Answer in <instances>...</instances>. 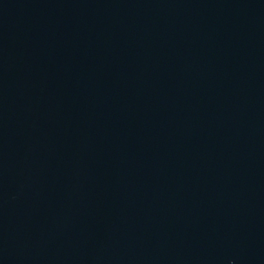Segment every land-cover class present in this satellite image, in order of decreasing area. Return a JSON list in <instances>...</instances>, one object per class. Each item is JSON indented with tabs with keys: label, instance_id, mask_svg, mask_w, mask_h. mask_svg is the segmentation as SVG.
I'll use <instances>...</instances> for the list:
<instances>
[{
	"label": "water",
	"instance_id": "obj_1",
	"mask_svg": "<svg viewBox=\"0 0 264 264\" xmlns=\"http://www.w3.org/2000/svg\"><path fill=\"white\" fill-rule=\"evenodd\" d=\"M0 264H264V0H0Z\"/></svg>",
	"mask_w": 264,
	"mask_h": 264
}]
</instances>
